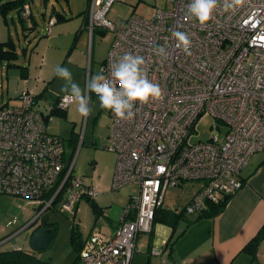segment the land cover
<instances>
[{
    "label": "built area",
    "instance_id": "obj_1",
    "mask_svg": "<svg viewBox=\"0 0 264 264\" xmlns=\"http://www.w3.org/2000/svg\"><path fill=\"white\" fill-rule=\"evenodd\" d=\"M114 1L87 0L88 30L100 28L112 34L100 72L110 77L112 65L126 53L143 56L163 99L137 103L130 122L111 112L104 147L115 154L110 189L136 185L138 192L129 195L111 235L93 228L75 264H131L137 238L151 231L169 187L201 180L200 189L184 207L187 214L197 213L205 200L234 194L243 185L242 169L253 154L264 150V0H244L235 12L218 8L203 28L186 15L190 0H164L165 7H157L150 17L131 14L118 23L107 16ZM19 14L30 19L29 1ZM55 22V16L48 18L46 34ZM172 30L189 34L190 56L175 48ZM157 46L165 47L169 56L157 55ZM65 96L58 95L46 113L29 89L18 94L21 106L0 105L1 194L36 201L45 209L58 192L60 201L71 208L82 197H97L94 184L73 174L74 163L65 159L63 139L47 130L51 109L63 111L71 104ZM205 115L223 123L225 130L214 125L219 130L207 140L192 141L196 123ZM58 182L53 195L45 198ZM102 213L105 216L106 210Z\"/></svg>",
    "mask_w": 264,
    "mask_h": 264
},
{
    "label": "rangeland",
    "instance_id": "obj_2",
    "mask_svg": "<svg viewBox=\"0 0 264 264\" xmlns=\"http://www.w3.org/2000/svg\"><path fill=\"white\" fill-rule=\"evenodd\" d=\"M6 1L8 0L0 2ZM26 1H29L31 5L32 16L30 19H21L17 9H13L5 15L0 13V41L7 40L9 36L15 43L18 55L17 65L28 66L27 59L23 56L21 49L25 48L26 54H28L29 50L34 47L28 67L31 79H34L38 72L43 79L39 84L38 91L47 83L41 97L44 105L38 107L42 111L47 110L44 111L46 113L49 112V106L55 103L57 96L65 94L60 91L64 81L55 75L56 67L59 65L68 68L72 72L73 80L81 88L86 89L88 80L100 72V65L106 57L112 34L108 30L95 28L90 35L88 32L76 35L79 29V20L74 17V14L69 13V7L81 9L85 0H74L70 4L65 0ZM52 5L66 16H74L57 21L51 26L50 33L46 34L47 16L53 10ZM157 7H165V1L115 0L107 16L118 23L131 14L150 17ZM33 20L36 21V25L32 29L29 28L30 24L28 23ZM40 63L42 65L39 68ZM18 70L19 67L8 66L7 59L0 61V105H22V99L16 95L25 86V83L19 77ZM31 79H28L30 80L29 85H32ZM34 90L36 91V89ZM89 95L92 112L87 118H82L76 111L75 105L71 104L65 113L62 110L51 112L52 119L48 121L47 130L63 139L65 159L69 163H74L73 174L91 180L95 164L98 163L100 172L109 169L115 162V154L104 148L108 144L112 122L111 111L100 107L99 99L94 93ZM214 125L219 126L222 130H225L226 127L210 115L203 116L196 123L195 131L191 137L192 141L207 140L211 134L219 130ZM258 154L264 155V151H259ZM201 184V180H187L177 186L169 187L161 207L162 211H175L190 218L191 214H187L184 207L189 201L190 195ZM137 192L136 185H125L115 190L106 191L100 201L106 207V215L104 216L100 212L97 220L91 202L86 199L81 200L77 212L76 207H67L61 201L46 208L44 212V204L37 208L31 202L32 200L0 193V248L26 247L28 243L24 241L26 230L24 227L37 219L38 214L42 212L41 218L48 217L54 222L55 232L48 246L36 252L41 258L54 264H68L76 253L73 236L75 239L80 235L81 237L86 236L92 226L101 228L102 225L107 224L108 218L111 219V224L117 223L129 195ZM162 213L158 215L153 224L152 235H154L157 247L160 246L161 240L168 238L167 236L172 233V227L162 220ZM184 225L185 219L178 222L175 229L182 230L181 227ZM54 227L51 228L54 229ZM146 236L148 237V233L142 235L143 240Z\"/></svg>",
    "mask_w": 264,
    "mask_h": 264
},
{
    "label": "crops",
    "instance_id": "obj_3",
    "mask_svg": "<svg viewBox=\"0 0 264 264\" xmlns=\"http://www.w3.org/2000/svg\"><path fill=\"white\" fill-rule=\"evenodd\" d=\"M65 1H67V3L69 2V4L74 2V0ZM52 7L53 10L47 16V20L51 16H56V13H59L65 17L60 18L57 21L69 19V17L72 18L75 15L74 17L79 20V29L77 30L76 35H79V33L82 35L84 32H88V35L93 33L94 30L90 32L87 26L89 22L87 0H85V3L81 9L75 8L73 6L69 7V13L74 14L70 15L69 17L68 15L66 16L64 13L56 10L54 5H52ZM17 13L19 15L18 11ZM42 16L44 17L43 13ZM33 22H35L36 25V21L33 20ZM8 39H10L9 36ZM22 49L21 52L27 59L29 66L31 61V53L34 51V47L29 50L28 54H26V50L23 51ZM16 60L14 63L17 65ZM41 65L42 64L40 63L38 67L40 68ZM28 66H25L27 70V76L25 78L22 77L20 75V70H18L19 77L24 80L25 86L23 88L29 89L34 93L35 100L37 101V107H40L41 105H44V103L41 101V97L45 88L47 87V83H45L41 90L38 91L39 84H41L43 79L40 76V72L34 76V79H31ZM28 79H31L32 85H29L30 80ZM34 89H36V91ZM258 153L259 152L253 154L248 164L242 169L240 177L243 180V185L231 196L222 212L213 217H202L199 219H194L196 213L191 214L189 219H192V221L189 223L185 222L184 227H181L182 230H180V228L179 231L175 230L176 232L174 235H179L172 245L167 244V241L170 237L167 236L168 238L161 240L160 246L157 247L154 235H152L154 230L152 225V231L148 232V237L146 236L144 240L142 238L144 233L139 234L137 238V249L133 255L131 264H249L251 256L248 252L244 251L243 248L258 233L260 228L264 226V155H259ZM114 165L115 162L109 169L100 172L98 168L99 165L96 163L93 168V176L91 180L86 178L98 188V195L92 200L100 208L101 212L103 209H106V207H104L100 201H102L101 198H103V194L106 191L111 190L110 182ZM200 187L198 188L200 189ZM198 188L192 195H190L188 200H190L191 197L197 193L199 190ZM82 199L87 200L86 197H82L76 203V212L79 210V205ZM31 202L34 203L37 208L41 205L36 201ZM45 210L46 209L43 211L45 212ZM41 220L35 224L33 229L27 228L25 230L24 241L27 242L28 245L26 247L17 246L16 248H22L27 251H35L30 245L29 238L31 232L37 226L41 225ZM46 220L49 223H54L48 217H46ZM119 222L120 218L117 223L115 222L114 224H111V219L108 218L107 224L102 225L101 228L97 229L106 235H111ZM46 226L54 227L52 224ZM93 227L94 226L89 229L86 236L81 237L80 235L78 238L80 243H83V241L88 237L90 232L93 230ZM153 248L162 249V252H160V254L152 253ZM37 255L41 257L39 254ZM77 255L78 254L75 253L73 260L68 264H74ZM255 263L264 264V236H262L261 241L256 249L255 259L251 262V264Z\"/></svg>",
    "mask_w": 264,
    "mask_h": 264
},
{
    "label": "clouds",
    "instance_id": "obj_4",
    "mask_svg": "<svg viewBox=\"0 0 264 264\" xmlns=\"http://www.w3.org/2000/svg\"><path fill=\"white\" fill-rule=\"evenodd\" d=\"M243 3L244 0H190L186 15L194 18L203 28L213 19L218 8L224 12H235ZM171 36L176 41V49L185 55L192 54V40L187 32L172 30ZM154 50L161 57L169 56L163 46H157ZM145 65L143 56L126 53L112 65L110 77L101 71L88 80L86 89L73 80L72 72L66 67L58 65L55 75L64 81L60 91L66 94L65 99L75 105L82 118H87L92 112L89 94L94 93L101 108L111 111L121 121L130 122L136 116L137 103L145 105L163 99L162 88L151 81Z\"/></svg>",
    "mask_w": 264,
    "mask_h": 264
},
{
    "label": "trees",
    "instance_id": "obj_5",
    "mask_svg": "<svg viewBox=\"0 0 264 264\" xmlns=\"http://www.w3.org/2000/svg\"><path fill=\"white\" fill-rule=\"evenodd\" d=\"M25 1L26 0H8L6 2H2V3L0 2V13L5 15L6 13H8L9 11H11L13 9H17V11L19 12L20 8L22 7V5L24 4ZM19 16H20V14H19ZM55 17H56V21L59 20L60 18H65L64 16L60 15L59 13H56ZM29 28H32V29L35 28V22L32 21L31 27H29ZM22 50L25 51L24 48ZM4 59L8 60V65L19 67L20 75L22 77L25 78L27 76L26 67L22 66V65H16L14 63V61L17 59V53H16L15 44L11 39L0 42V61L4 60ZM58 111H59L58 109L54 108V109H51L50 113L51 112H58ZM63 111L65 113V110H63ZM58 184H59V182L56 183V185L54 187H52L45 194V198L49 199L53 195ZM232 195L233 194H224V195L221 194V195H219L217 201L205 200L204 206L202 207L201 210H199L195 214L194 219H199L202 217H213V216L219 214L225 208L227 202L229 201V199L231 198ZM60 198H61V193L58 192L55 195V197L53 198L52 203L54 204L57 201H60ZM87 200H88V202H91L92 207H93V211L96 214V220H97L98 215L101 212L100 208L95 204V202L92 199L87 198ZM162 212L163 211H162L161 207H159L156 210L155 216H154L153 221H152V225L154 224V221L156 220V218H158V215H160ZM162 214H163L162 220L172 227V233L170 234V237L167 241V244L172 245L179 235V234L174 235L175 230H176L175 229L176 224L180 220H184V219H185L186 223H189L192 221V219L186 218L183 213H177L175 211H172V212L171 211H164ZM49 224L54 225L53 223H49L46 219L42 218L41 225L46 226ZM151 231H152V229H151ZM262 236H264V226H262L260 228L258 233L243 248V250L248 252L251 256V260H250L249 264H251V262L255 259L256 249H257V247L261 241ZM74 237L75 236H73V243H74V247L76 250V254H78L80 249H81L82 243H80L79 240H77L78 238L75 239ZM76 259L74 261V264L76 263ZM0 264H54V263H52L49 260H44L43 258L39 257L37 255V252H35V251H31V250L27 251V250L22 249V248H19V249L18 248H10V249H1L0 248Z\"/></svg>",
    "mask_w": 264,
    "mask_h": 264
},
{
    "label": "water",
    "instance_id": "obj_6",
    "mask_svg": "<svg viewBox=\"0 0 264 264\" xmlns=\"http://www.w3.org/2000/svg\"><path fill=\"white\" fill-rule=\"evenodd\" d=\"M53 232L54 229L51 227L45 225L37 226L30 234L29 242L31 247L35 251L45 249L52 239Z\"/></svg>",
    "mask_w": 264,
    "mask_h": 264
},
{
    "label": "flooded vegetation",
    "instance_id": "obj_7",
    "mask_svg": "<svg viewBox=\"0 0 264 264\" xmlns=\"http://www.w3.org/2000/svg\"><path fill=\"white\" fill-rule=\"evenodd\" d=\"M41 215H42V212H40V213L38 214V218L35 219L34 222H33L28 228H33V227H35V224L38 223V222H40V220L42 219V218H41ZM26 229H27V228H26Z\"/></svg>",
    "mask_w": 264,
    "mask_h": 264
}]
</instances>
